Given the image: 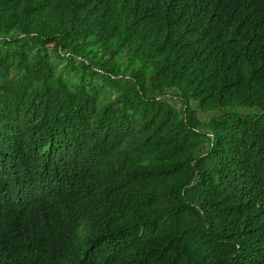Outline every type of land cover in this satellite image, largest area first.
<instances>
[{"label": "trees", "instance_id": "trees-1", "mask_svg": "<svg viewBox=\"0 0 264 264\" xmlns=\"http://www.w3.org/2000/svg\"><path fill=\"white\" fill-rule=\"evenodd\" d=\"M0 264H264V0H0Z\"/></svg>", "mask_w": 264, "mask_h": 264}]
</instances>
